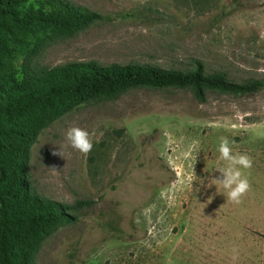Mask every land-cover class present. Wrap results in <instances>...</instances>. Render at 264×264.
Returning <instances> with one entry per match:
<instances>
[{"label": "rangeland", "instance_id": "1", "mask_svg": "<svg viewBox=\"0 0 264 264\" xmlns=\"http://www.w3.org/2000/svg\"><path fill=\"white\" fill-rule=\"evenodd\" d=\"M69 1L103 19L30 38L12 72L88 61L186 69L198 59L236 82L264 77V0ZM72 126L95 133L87 155L68 145ZM221 137L252 159L239 204L213 185L226 163ZM28 179L42 197L87 202L41 242L36 264H264V89L207 91L201 102L189 89L137 88L91 100L37 136Z\"/></svg>", "mask_w": 264, "mask_h": 264}, {"label": "trees", "instance_id": "2", "mask_svg": "<svg viewBox=\"0 0 264 264\" xmlns=\"http://www.w3.org/2000/svg\"><path fill=\"white\" fill-rule=\"evenodd\" d=\"M103 16L69 0H0V264H36L41 244L75 222L74 205L36 194L29 183L30 149L37 136L65 113L94 99H114L137 88L189 89L198 101L207 91L244 95L264 89V77L236 82L224 71L95 61L11 71L10 61L28 40L48 30L72 34Z\"/></svg>", "mask_w": 264, "mask_h": 264}, {"label": "clouds", "instance_id": "3", "mask_svg": "<svg viewBox=\"0 0 264 264\" xmlns=\"http://www.w3.org/2000/svg\"><path fill=\"white\" fill-rule=\"evenodd\" d=\"M94 136V132L79 126L69 127L65 133L68 145L84 155L92 151L94 143L99 142L98 139L94 141ZM217 150L220 158L226 163L215 168L220 176L214 179L215 183L213 185L216 186V191H218V188L222 189L223 191L220 194L226 196L228 200L239 204L241 198L250 189L248 176L242 170L251 168L252 159L247 154H234L227 137L220 138ZM54 154L62 156L60 148L59 152Z\"/></svg>", "mask_w": 264, "mask_h": 264}]
</instances>
